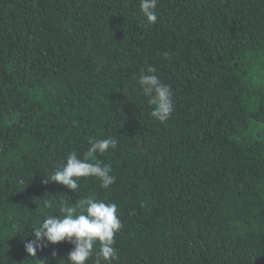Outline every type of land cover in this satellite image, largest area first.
I'll list each match as a JSON object with an SVG mask.
<instances>
[{"label":"trees","instance_id":"16d2710c","mask_svg":"<svg viewBox=\"0 0 264 264\" xmlns=\"http://www.w3.org/2000/svg\"><path fill=\"white\" fill-rule=\"evenodd\" d=\"M156 13L0 0V264H68L72 244L31 256L24 242L89 196L118 206L111 264H264V0H158ZM148 67L173 92L165 122L138 84ZM108 137V189L42 183Z\"/></svg>","mask_w":264,"mask_h":264},{"label":"clouds","instance_id":"9594fccd","mask_svg":"<svg viewBox=\"0 0 264 264\" xmlns=\"http://www.w3.org/2000/svg\"><path fill=\"white\" fill-rule=\"evenodd\" d=\"M157 4L158 0H140V11L149 24L157 21ZM138 84L147 97V103L152 106L150 115L160 122L167 121L174 111L170 86L155 75V69L152 67H148L146 72H141ZM115 147L116 141L111 137L90 141L82 158L76 151L69 152L66 164L57 166L42 183L55 182L77 193L78 178L96 177L100 181V187L108 189L116 177L111 174V166L99 161L96 155ZM53 205V200L45 199L42 209H52ZM77 208L78 214L76 209L65 202L59 205L60 216L45 215L42 222L33 228L34 239L24 242L26 252L36 256L37 250H42L49 243L68 242L73 245L67 254L68 264H86L93 255L94 246L99 242V249L95 252L96 264H100L101 259L111 264L116 257L114 237L122 226L117 215V204L89 196L79 199Z\"/></svg>","mask_w":264,"mask_h":264}]
</instances>
